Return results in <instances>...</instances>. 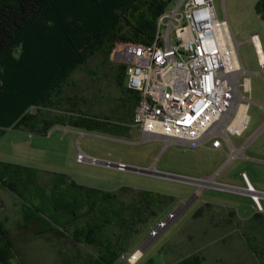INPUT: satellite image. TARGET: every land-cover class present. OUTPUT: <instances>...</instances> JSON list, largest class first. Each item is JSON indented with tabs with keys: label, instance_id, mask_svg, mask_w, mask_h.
Returning a JSON list of instances; mask_svg holds the SVG:
<instances>
[{
	"label": "rangeland",
	"instance_id": "rangeland-1",
	"mask_svg": "<svg viewBox=\"0 0 264 264\" xmlns=\"http://www.w3.org/2000/svg\"><path fill=\"white\" fill-rule=\"evenodd\" d=\"M68 1L72 3V0ZM96 1L99 5L108 7L115 2V0ZM165 1H167L166 8L168 9L173 4V0ZM257 1L214 0V5L219 17L227 16L235 38L242 42L239 52L243 66L247 70L244 76L249 77L251 83L248 128L242 137L234 135L231 140L238 147L257 132L245 144L246 153L264 159V81L259 73L260 67L255 50L249 42L250 36L258 33L264 52V19L256 12ZM81 2L84 1L81 0ZM46 25L54 29L51 20H48ZM23 49V40L17 41L10 51L12 58L16 61L20 60ZM43 53L46 59L48 52ZM29 57L37 58V52H30ZM50 57L52 53H49ZM38 60L37 65L24 63L20 66L18 73L13 72L12 77L17 76L13 82L18 84L17 88L23 92L18 99L12 97L11 88L3 87L0 83V89L6 95L4 98L8 101L16 100L17 111H21L23 106L26 107L29 102L28 98L34 95L29 90V86H41L47 79L43 71L49 67L50 60H44L42 57ZM117 66L110 57L105 61L103 55L97 53L89 59L87 64L71 71L69 83L64 84L63 89L64 94L75 98L79 104L74 112L66 111L65 106L61 105L56 107V105L33 102L25 108L23 113L37 115L42 110L46 117L48 115L55 117L64 113L69 115L77 111H85L108 116L114 121L125 120L131 105L128 97L136 94L132 91V94H129L126 91V77L121 83L117 82ZM63 98L62 95L59 101L64 104L66 100ZM65 105L68 103L66 102ZM15 106L16 104L11 102L9 108L2 111V114H8L7 118L2 120L7 121L11 118V112L8 110H13ZM43 131L42 124L34 130L30 129L27 124L19 127H15V124L5 127L0 135V161L39 169L40 182L43 185L48 181L47 179L52 178L53 173H64L74 182L88 187L111 192L126 188V191L119 193V198L123 199H135L141 191H149L163 197L165 202L156 209V214L152 215L149 212L146 224L138 227L140 234H132L129 246H127L135 244L134 247L124 253L131 255L136 249H141L142 256L138 264H150L152 261L153 264H166L171 253H173L172 256L176 255L175 247L180 248V253H188L210 244V241L225 229L222 210L211 209L212 211L217 210L215 213L219 212L218 217L215 218L219 225L214 227L210 226L208 215L193 219L192 214L200 209L205 212L211 211L210 208L204 206L205 201H218L228 205L233 202V208L248 211L251 207L248 202H245L246 197L220 191L212 184H206L199 191V185L188 180L79 162L76 159L78 153H84L101 161L124 163L131 167L143 169L152 167L157 172L183 178H203L216 175L215 179L218 182L231 184L242 183L240 172L246 168L253 185L258 190L264 191V162L246 159L242 157L244 153L239 158L227 162L226 144L222 149H213L209 144L187 146L178 143L167 144L162 139L145 140L133 126L126 134L91 132L72 126L66 128L58 124L52 125L46 133ZM220 189L223 190V188ZM231 191L244 193L237 190ZM0 194L6 201L7 208L12 209V201L15 198L13 193L6 188H1ZM262 206L264 208V199ZM257 211L259 214L254 217L253 221L256 230L254 248L256 255L264 262V254L260 252L264 246L262 218L264 211L258 209ZM67 228L69 229V226ZM64 246V252L70 256L67 257L68 260H62L63 256L60 258L59 255L56 258L55 249L51 248L44 238L38 237L35 246L21 249L20 256H15L12 264H22V262L23 264H79V260L74 259L72 255L79 251L87 254V249L82 245H73L69 242ZM224 256L226 257L225 253ZM119 261L129 264L121 259ZM120 262L116 261L114 264H124Z\"/></svg>",
	"mask_w": 264,
	"mask_h": 264
},
{
	"label": "trees",
	"instance_id": "trees-1",
	"mask_svg": "<svg viewBox=\"0 0 264 264\" xmlns=\"http://www.w3.org/2000/svg\"><path fill=\"white\" fill-rule=\"evenodd\" d=\"M83 1L0 0L2 86L11 88L12 97L18 99L23 92L13 82L17 78L12 77L13 72L18 73L24 63L39 64L41 57L50 60L49 67L43 71L47 78L45 82L37 85L38 88L29 86L34 95L28 98L26 107L34 102L61 105L66 111L74 112L79 104L75 98L64 94L63 89L64 84L69 83L71 71L87 64L97 53H101L105 61L109 60L118 40L149 41L156 31L157 17L167 9L165 0H115L111 7L99 5L96 0ZM255 9L264 19V0H258ZM48 20L53 22L54 29L46 25ZM19 40H23L24 49L20 60L16 61L10 51ZM30 52H37L35 60L29 57ZM43 52H48L46 59ZM49 53H52L50 58ZM117 74V82L121 83L125 77L124 65L117 66ZM62 95L68 105L59 101ZM4 97L6 95L0 89V135L5 127L14 124L15 127L27 124L33 130L42 124L44 133L54 124H64L91 132L126 134L138 99L137 95H129L131 105L127 118L114 121L108 116L85 111L55 117H46L42 110L37 115L27 114L23 113L26 107L17 111L16 100L8 101ZM11 102L16 106L8 110L11 118L4 121L2 119L8 114H2V111L8 109ZM40 177L37 168L0 161V180L27 205L26 220L36 223L46 218V223L67 239V243L87 249V254L79 251L72 255L79 264H114L119 261L121 255L134 247L135 244L128 247L131 236L146 224L147 214L155 215L156 209L165 202L162 196L149 191H141L135 199L119 198V193L126 188L111 192L88 187L74 182L64 173H53L44 185ZM201 211L198 210L197 215ZM247 242L256 253V238L248 236ZM64 249H60L62 260H68L70 256ZM260 252L264 254V246ZM15 256L13 238L0 220V264H12ZM179 264H197V259L186 258Z\"/></svg>",
	"mask_w": 264,
	"mask_h": 264
},
{
	"label": "built area",
	"instance_id": "built-area-1",
	"mask_svg": "<svg viewBox=\"0 0 264 264\" xmlns=\"http://www.w3.org/2000/svg\"><path fill=\"white\" fill-rule=\"evenodd\" d=\"M249 42L264 81V52L259 34L253 33ZM241 43L227 16H218L214 0H173L157 17L156 31L149 41H116L110 58L125 66L126 87L138 97L130 127H135L145 140L162 139L167 144H209L213 149H222L226 144L227 162L241 156L245 144L257 134L238 147L231 140L234 135L242 137L250 122L251 83L244 76L247 70L239 52ZM233 149L237 153L232 157ZM76 159L112 165L84 153H78ZM125 166L117 163L118 169H127ZM240 176L256 208L264 211V191L251 185L246 171ZM198 185L201 191L206 184ZM131 255L123 254L120 259L135 264L138 259L132 262Z\"/></svg>",
	"mask_w": 264,
	"mask_h": 264
},
{
	"label": "crops",
	"instance_id": "crops-1",
	"mask_svg": "<svg viewBox=\"0 0 264 264\" xmlns=\"http://www.w3.org/2000/svg\"><path fill=\"white\" fill-rule=\"evenodd\" d=\"M126 91L129 94H132L130 93L131 91L127 87H126ZM130 123H128L127 125L130 126ZM59 126H63V125H59ZM242 157L252 161L264 162V159L262 158H259L255 155L247 154L246 149H244V156ZM2 162H8V161H2ZM243 171H246L248 177L250 178L247 169L246 168L242 169L241 172ZM241 181H242L241 184H231V183L218 182V181L217 182L230 186L243 188L245 186V183L242 178ZM1 188H6L15 196L14 201H12V209H8L6 206V201L3 199V197L0 194V220L5 223L6 227L10 231V234L13 238L16 254L19 253L17 255L20 256L21 249L27 247H34L36 244V239L38 237H42L49 243L51 248L55 249L56 258L58 255L61 258L60 249L65 248L64 244H67V239H65L63 236L58 235L57 231L52 230V228L54 229V227H50L46 223L47 219L45 217H44L45 218L44 221L29 223L26 220L27 219L26 213L28 207L25 204V202L19 196H17L13 191H11L8 187L3 185V183L0 180V190ZM217 189H219L220 191L235 193L238 195H242L243 197H246L245 202L249 203L251 209L248 210L249 212L245 210L240 211L232 207L233 202H231L230 205H228L218 201H205L204 206L210 208V210L212 208H217L218 210L219 209L222 210L221 212L225 221V229H223L222 232L219 233V235L215 236L214 239L210 241V244L204 245L202 247H198L197 250L194 249L192 251H189L188 253H180L179 251L180 248L175 247V250H177L175 251L176 255L172 256L173 253H171L169 261L166 264H179L184 259L191 257H195L197 259V264H264L261 257L256 255L253 248H251L249 243L247 242L248 236L251 235L256 236V230L253 221H254V217H256V215L259 214L251 197L246 192L240 193V192L231 191L230 189H223V190L220 188ZM250 211L252 213H250ZM215 212H217V210L215 211L208 210V212H205L202 209L200 215H197L198 213L197 211L192 214V218L198 219L208 215V217H210L209 219L210 226L211 227L218 226L219 225V223L217 222L218 220L215 218L218 217L217 215L219 212L218 213ZM262 218L264 221V216ZM42 230L45 231L42 232ZM224 253L226 254V257L224 256ZM140 258L135 264H138ZM120 263L127 264L125 262H120Z\"/></svg>",
	"mask_w": 264,
	"mask_h": 264
},
{
	"label": "bare ground",
	"instance_id": "bare-ground-1",
	"mask_svg": "<svg viewBox=\"0 0 264 264\" xmlns=\"http://www.w3.org/2000/svg\"><path fill=\"white\" fill-rule=\"evenodd\" d=\"M247 85H249V80L247 82ZM237 153V151H235L233 149V153H232V157ZM153 172H155L154 169H152ZM216 175H213L211 177H207L206 179H200V180H196V181H193V182H196L197 184H201V185H205V184H212V185H215V186H218V187H223V188H226V189H230V190H237V191H241V192H247L249 191V189H244V188H239V187H231V186H222L220 185L216 179H215ZM251 183V182H250ZM251 185L253 186V184L251 183ZM142 255V250L139 249L137 251H135L132 255H131V258L130 260L132 262H135L137 259H139Z\"/></svg>",
	"mask_w": 264,
	"mask_h": 264
},
{
	"label": "water",
	"instance_id": "water-1",
	"mask_svg": "<svg viewBox=\"0 0 264 264\" xmlns=\"http://www.w3.org/2000/svg\"><path fill=\"white\" fill-rule=\"evenodd\" d=\"M111 162V161H110ZM112 165L110 167H114V168H117V164L116 163H113L111 162ZM100 165H104L105 164L102 162V163H99ZM128 170H132V171H135V172H140V173H146V174H154V175H157V176H162V177H167V178H172V179H177V180H185L187 178H183V177H180V176H174L172 174H166V173H161V172H153L152 171V167H148V168H138V167H131V166H125ZM244 188V187H243Z\"/></svg>",
	"mask_w": 264,
	"mask_h": 264
}]
</instances>
